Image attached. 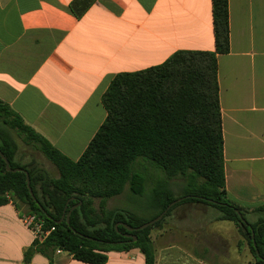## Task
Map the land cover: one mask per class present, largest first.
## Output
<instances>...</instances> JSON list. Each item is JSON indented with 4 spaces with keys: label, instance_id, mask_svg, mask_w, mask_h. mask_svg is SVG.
<instances>
[{
    "label": "crops",
    "instance_id": "crops-1",
    "mask_svg": "<svg viewBox=\"0 0 264 264\" xmlns=\"http://www.w3.org/2000/svg\"><path fill=\"white\" fill-rule=\"evenodd\" d=\"M229 23L230 52L218 55L225 187L256 223L264 219V0H229ZM215 49L212 0H0V100L78 161L107 118L102 99L117 75ZM175 209L152 231L155 264H254L246 237L219 210ZM21 214L11 199L0 206V264H24L33 243ZM108 256L106 264H145L139 249ZM30 264L50 263L35 254ZM53 264L87 263L63 252Z\"/></svg>",
    "mask_w": 264,
    "mask_h": 264
},
{
    "label": "trees",
    "instance_id": "trees-1",
    "mask_svg": "<svg viewBox=\"0 0 264 264\" xmlns=\"http://www.w3.org/2000/svg\"><path fill=\"white\" fill-rule=\"evenodd\" d=\"M212 4L215 52L179 51L162 65L117 75L102 99L107 118L78 161L61 154L0 100V151L11 169L28 171L35 197L25 173L9 172L0 156V206L11 199L20 210V202L26 206L23 215H36L55 228L43 242L33 241L24 264L35 254L53 264L58 249L87 264H106L110 252L139 249L145 264H155L152 231L182 203L219 210L222 219L235 223L246 237L254 264H264V219L250 223L227 197L218 55L230 52L229 0ZM13 131L57 168L58 178L34 164L15 161ZM127 187L146 198L144 208L152 217L138 219L130 211L106 208L107 200ZM95 199H100L98 208ZM173 202L177 203L152 226L133 232L124 226L138 228Z\"/></svg>",
    "mask_w": 264,
    "mask_h": 264
},
{
    "label": "rangeland",
    "instance_id": "rangeland-1",
    "mask_svg": "<svg viewBox=\"0 0 264 264\" xmlns=\"http://www.w3.org/2000/svg\"><path fill=\"white\" fill-rule=\"evenodd\" d=\"M12 133L18 145V150H17V154L15 157V161L17 163L21 165H26V166H30L34 164L38 167H41L47 170L51 177H54V178L59 177V172L52 163H50L39 151L33 148V146L25 144L21 140V138L17 136L15 131H13ZM176 185L177 186H175L174 188L178 196L179 194L178 189L180 187V183L177 182ZM150 187H151V184L148 185L147 190ZM145 200H146L145 197H139V196L133 195L130 192L129 188L127 187L121 195L108 199L106 202V208L108 210H115V209L127 210V211H130L138 219L140 218L148 219L152 217V213L150 211H147L144 208ZM99 203H100V199L94 200V205L96 208H98ZM18 204L21 205L20 210L24 214L26 212V206L20 202H18ZM178 213L179 211L177 209H174L171 215L165 218L162 225H164V223L167 222V220H174L175 216ZM252 263H254V259Z\"/></svg>",
    "mask_w": 264,
    "mask_h": 264
},
{
    "label": "water",
    "instance_id": "water-1",
    "mask_svg": "<svg viewBox=\"0 0 264 264\" xmlns=\"http://www.w3.org/2000/svg\"><path fill=\"white\" fill-rule=\"evenodd\" d=\"M0 156H1L2 159L5 161V163H6V168H7V170H8L9 172H15V173H16V172H24V173H25V175H26V180H27L28 190H29L31 196L35 199V197H34V193H33L32 187H31V180H30V176H29L28 171H27V170H24V169H22V168L11 169V168H10V162H9V160L3 155V153H2L1 151H0ZM178 201H181V199L178 200ZM175 204H176V202H173L172 204H170V205L168 206L167 210L164 211L161 215H159V216L156 217L155 219H153V220H151V221L145 223L144 225H142V226H140V227H138V228H132V227H129V226H127V225H124V226L126 227V229H127L129 232H133L134 230H136V231H138V230H143V229H145V228H147V227H149V226H152V225H154L155 223L159 222V221L165 216V214L167 213V211H168L172 206H174ZM79 205H81V203H80ZM76 207H77V206H75L73 209H75ZM73 209H72V210H73ZM72 210H71V211L68 213V215H67V223H68V224H69V217H70V215H71ZM236 212H237V214L239 215V217L241 218L242 222L245 223L246 221L243 219L241 213H240L239 211H237V210H236ZM64 217H65V216L62 217V219H61L60 222L63 221ZM120 224H121V223H120ZM120 224H118L116 227H118ZM80 236H82V235H80ZM127 236L130 237V238H134V239L136 240V237H135L134 235L128 234ZM252 236H254L253 231H252Z\"/></svg>",
    "mask_w": 264,
    "mask_h": 264
},
{
    "label": "built area",
    "instance_id": "built-area-1",
    "mask_svg": "<svg viewBox=\"0 0 264 264\" xmlns=\"http://www.w3.org/2000/svg\"><path fill=\"white\" fill-rule=\"evenodd\" d=\"M24 224L31 230L33 241L43 242L54 230V227L48 228L44 220L38 218L36 215H21ZM62 249L56 250V254H62Z\"/></svg>",
    "mask_w": 264,
    "mask_h": 264
}]
</instances>
